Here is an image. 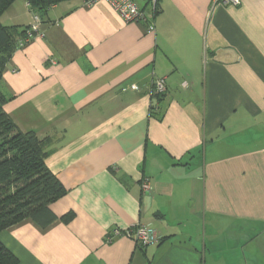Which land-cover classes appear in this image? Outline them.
<instances>
[{
  "label": "crops",
  "instance_id": "obj_1",
  "mask_svg": "<svg viewBox=\"0 0 264 264\" xmlns=\"http://www.w3.org/2000/svg\"><path fill=\"white\" fill-rule=\"evenodd\" d=\"M0 22L31 24L27 0ZM152 23L65 0L8 58L4 110L54 137L66 189L47 227L0 231L17 264H264V0H158ZM135 224L157 241L112 234Z\"/></svg>",
  "mask_w": 264,
  "mask_h": 264
},
{
  "label": "trees",
  "instance_id": "obj_2",
  "mask_svg": "<svg viewBox=\"0 0 264 264\" xmlns=\"http://www.w3.org/2000/svg\"><path fill=\"white\" fill-rule=\"evenodd\" d=\"M14 1L0 0V16ZM62 1L65 0H27V3L42 20L52 5ZM29 25L19 30L0 22V231L28 218L42 228L47 227L58 218L50 204L66 193L46 165L54 137L22 131L4 110V104L12 97L3 88L2 71L12 52L28 42L24 39ZM153 96L157 99L160 95ZM71 216L67 213L60 219L68 221ZM17 263V257L0 241V264Z\"/></svg>",
  "mask_w": 264,
  "mask_h": 264
},
{
  "label": "built area",
  "instance_id": "obj_3",
  "mask_svg": "<svg viewBox=\"0 0 264 264\" xmlns=\"http://www.w3.org/2000/svg\"><path fill=\"white\" fill-rule=\"evenodd\" d=\"M98 1H105L108 5L118 14V16L126 23L144 22L148 23L146 32L153 33L155 31L152 18L154 17L157 1L158 0H146L147 9L139 7L133 0H83L85 4H92ZM223 4L237 5L239 0H214ZM41 18L37 13L32 12V22L27 29L26 37L24 41H29L34 37H43V32L40 29ZM127 88L137 90L138 87L135 84H131L128 87H123L122 90ZM165 89V82L163 79H155L152 84V94L159 95ZM141 188L144 192L149 191V181L147 178L142 179ZM113 235H124L136 241L140 246L157 241L155 232L143 224H135L134 226L119 229L117 227L112 229Z\"/></svg>",
  "mask_w": 264,
  "mask_h": 264
}]
</instances>
